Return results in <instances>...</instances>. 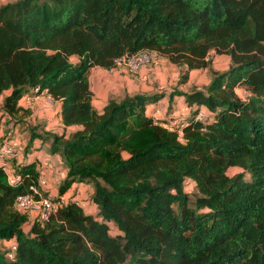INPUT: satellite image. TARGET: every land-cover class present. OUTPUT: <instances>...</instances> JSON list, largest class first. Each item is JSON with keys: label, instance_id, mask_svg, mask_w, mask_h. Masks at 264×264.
I'll list each match as a JSON object with an SVG mask.
<instances>
[{"label": "trees", "instance_id": "trees-1", "mask_svg": "<svg viewBox=\"0 0 264 264\" xmlns=\"http://www.w3.org/2000/svg\"><path fill=\"white\" fill-rule=\"evenodd\" d=\"M213 53L231 66L214 72L206 90L125 95L100 111L93 106L94 67L111 71L124 57L155 54L204 70ZM36 88L60 102V122L73 129L30 128L31 141H51L67 170L53 199L84 183L97 212L73 194L46 220L21 213L16 200L38 186L37 164L16 167L21 182L14 186L0 167V264H264V0L0 5L7 126H26L31 111L20 101ZM167 96L170 103L181 96L190 110L183 125L149 113ZM233 168L240 172L231 176ZM187 180L197 189L193 201L184 193Z\"/></svg>", "mask_w": 264, "mask_h": 264}, {"label": "rangeland", "instance_id": "rangeland-1", "mask_svg": "<svg viewBox=\"0 0 264 264\" xmlns=\"http://www.w3.org/2000/svg\"><path fill=\"white\" fill-rule=\"evenodd\" d=\"M211 58L212 63L210 68L194 71H188L186 67H177L176 65L172 64L167 59L162 57H155L151 61H143L142 64L133 69L129 67L130 65L127 66L128 64H122L121 66L111 71L96 68L91 72L90 75L93 105L95 108L99 109L102 107L103 103L108 102L109 99H120L125 95L151 94L160 91L171 93L173 90L185 92L193 87L206 90L211 83L214 72H225L231 66V60L226 55H216L213 53ZM186 75H188V82L179 83V80ZM238 93L243 97L246 95L244 88L238 89ZM3 101V99H0V108L3 105ZM45 102L47 101L45 100ZM54 102L55 101H53V103ZM178 104L181 105L182 108L186 107L184 102L182 104V101L177 98L170 104L172 108L170 106L169 110L173 109V106ZM35 119L37 125H40L42 122L47 123V119L41 117L39 113H36ZM171 121L172 125H177L173 122V119H171ZM167 123L170 122L167 121ZM4 126L7 127L6 120L4 121ZM10 129L11 128H7V134H9ZM71 131H73V129L69 130V132ZM7 134L4 137H8ZM238 172H240L239 169L233 168L228 173L232 176ZM90 189L91 187H86V190H83L82 192V197H80V199L77 201L84 207L87 212L96 213L97 208L90 201ZM184 193L189 197L191 201L195 200L197 196V189L195 183L192 180H187L185 182ZM126 264L134 263L130 262Z\"/></svg>", "mask_w": 264, "mask_h": 264}, {"label": "crops", "instance_id": "crops-1", "mask_svg": "<svg viewBox=\"0 0 264 264\" xmlns=\"http://www.w3.org/2000/svg\"><path fill=\"white\" fill-rule=\"evenodd\" d=\"M13 1L15 0H0V5ZM96 68L98 67L92 68L91 72ZM7 95H9V93H4L0 99L4 100ZM168 97L169 96L160 101L158 104L150 105L148 107L149 113H151L154 118L165 119L168 122H172L171 119H173V122L175 124L183 125L184 119L190 113V110L187 108V106L185 108H182L179 104L173 106V109L169 110L171 106L170 104L174 102L175 99H180L182 101V104L184 100L181 96H175L173 98V101L170 103ZM106 103L107 102H104L102 107L99 109L95 107L94 108L100 111ZM20 105H22L23 108L29 109L31 111L30 117L25 120L26 127L20 128L15 127L14 125H9L5 127V119L2 118L3 112L1 110L2 108H0V138L6 135L5 131L7 130V128H11L9 132V134L11 135L8 134V136L11 137V141L9 142L17 150V155L15 159L11 160V165L13 169L15 170L16 167L20 166L23 163L36 162L37 167L41 173L38 186L39 192L50 198H55L58 196L59 186L62 180L65 178L67 170L64 166V162L61 156L58 154L51 153V141H43L41 138H37L31 141L30 128L37 129V132L39 134L52 132L59 135L63 134L64 131L68 133L69 130H71L72 128H65L60 122V102L55 101L54 103L50 104L45 102V98H41L39 101L29 104L25 101L23 97L20 101ZM36 113H39L41 117L47 119V123L42 122V125H37V122L35 121ZM86 187L90 188V186L87 184L75 183L66 194L61 196V198H65L67 201L69 197H71L73 194H76L75 200H79L80 197H82L83 190H86ZM91 194L92 188L90 189V195Z\"/></svg>", "mask_w": 264, "mask_h": 264}, {"label": "built area", "instance_id": "built-area-1", "mask_svg": "<svg viewBox=\"0 0 264 264\" xmlns=\"http://www.w3.org/2000/svg\"><path fill=\"white\" fill-rule=\"evenodd\" d=\"M157 57L155 54H141L135 57H124L117 61L118 67L122 64L129 66L130 68H137L143 61H151L153 58ZM41 98H45L48 103H53L54 99L46 91L39 92V88H36L32 93L24 97L25 101L29 104L39 101ZM17 151L9 142V140L0 139V167L4 170L7 175L8 183L10 185H17L21 182V175L16 174L14 171L11 160L15 158ZM39 186V183H38ZM38 186H30V193L21 195L16 200V209L21 213H29L34 218H39L40 220H46L52 215L57 213V211L66 204L65 198H60V200L55 201L53 198L45 196L39 192ZM9 257H14V251L16 246L14 244L9 245Z\"/></svg>", "mask_w": 264, "mask_h": 264}]
</instances>
